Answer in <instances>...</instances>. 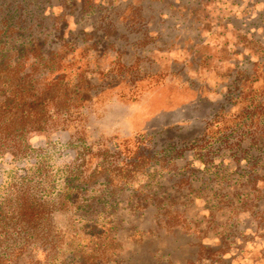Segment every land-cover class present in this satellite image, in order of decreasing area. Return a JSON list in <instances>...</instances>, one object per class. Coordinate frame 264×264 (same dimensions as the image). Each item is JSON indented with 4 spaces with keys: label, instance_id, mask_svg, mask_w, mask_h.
Returning a JSON list of instances; mask_svg holds the SVG:
<instances>
[{
    "label": "rangeland",
    "instance_id": "rangeland-1",
    "mask_svg": "<svg viewBox=\"0 0 264 264\" xmlns=\"http://www.w3.org/2000/svg\"><path fill=\"white\" fill-rule=\"evenodd\" d=\"M33 43L96 88L0 157L54 204L48 264H264V0H0V58Z\"/></svg>",
    "mask_w": 264,
    "mask_h": 264
},
{
    "label": "trees",
    "instance_id": "trees-1",
    "mask_svg": "<svg viewBox=\"0 0 264 264\" xmlns=\"http://www.w3.org/2000/svg\"><path fill=\"white\" fill-rule=\"evenodd\" d=\"M88 50L65 44L44 54L33 43L0 58V157L25 155L29 134L82 115L96 97L91 93L96 88L86 81L90 62L83 69L80 61ZM149 156L142 154V159ZM53 210L54 204L30 187L0 196V264H48L49 249L55 247L49 228ZM38 246L41 253L31 257Z\"/></svg>",
    "mask_w": 264,
    "mask_h": 264
}]
</instances>
